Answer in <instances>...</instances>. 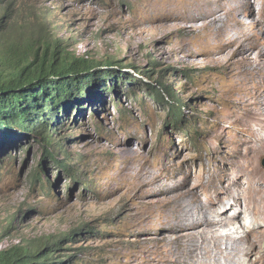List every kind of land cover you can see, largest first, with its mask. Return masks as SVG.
Segmentation results:
<instances>
[{
    "label": "rangeland",
    "instance_id": "obj_1",
    "mask_svg": "<svg viewBox=\"0 0 264 264\" xmlns=\"http://www.w3.org/2000/svg\"><path fill=\"white\" fill-rule=\"evenodd\" d=\"M218 7L220 34L206 18ZM263 25L264 0H3L0 70L53 37L70 56L116 61L122 77L63 115L52 159L21 133L0 146V252L63 240L57 256L68 264H168L170 242L188 233L171 230L173 204L221 208L232 221L222 234L246 238L259 207L249 198L264 199L263 178L247 177L264 176V155L248 166L256 80L240 58L264 41ZM158 81L186 105L180 125L147 90ZM69 157L74 178L55 163Z\"/></svg>",
    "mask_w": 264,
    "mask_h": 264
},
{
    "label": "trees",
    "instance_id": "obj_2",
    "mask_svg": "<svg viewBox=\"0 0 264 264\" xmlns=\"http://www.w3.org/2000/svg\"><path fill=\"white\" fill-rule=\"evenodd\" d=\"M63 43L60 39L48 38L15 58L9 67L0 70V146L13 138L17 140L21 133L39 142L44 148L45 159H52L53 155L48 150L50 147H60L63 152L60 146L64 140L60 135L63 115L67 116L72 106L93 91L101 92L108 87L107 82L113 85L122 77L113 70L116 61L102 65L91 62L88 56H70ZM98 65L105 70L100 72ZM146 73L149 77L152 71ZM157 84L158 88L145 85L148 91L153 92L154 101L168 105V117L172 124L180 125L186 105H181L171 86L159 81ZM118 110L120 114L125 113L120 106ZM54 136H58L57 140ZM70 160L69 157L65 162L55 163L74 178L75 167L69 163ZM43 177L41 165L36 179L42 181ZM62 243L63 240H59L35 249L2 251L0 264H68L57 256Z\"/></svg>",
    "mask_w": 264,
    "mask_h": 264
},
{
    "label": "bare ground",
    "instance_id": "obj_3",
    "mask_svg": "<svg viewBox=\"0 0 264 264\" xmlns=\"http://www.w3.org/2000/svg\"><path fill=\"white\" fill-rule=\"evenodd\" d=\"M223 10L220 7L206 14L207 20L209 19L207 26L215 27L218 34L222 32L224 21H226H223L219 16V12ZM228 11L231 12L230 9H226L225 12L228 13ZM234 11L238 10L234 9ZM234 20L238 24L237 18ZM217 22L223 24L219 25ZM252 52L255 54L254 58L251 57ZM240 61L247 64L248 77L256 80V86L250 94L251 100L245 109L247 126L252 127L253 120H255L256 128L255 143L249 147L248 166H251L256 158L264 155V41L261 42L257 39L244 47L241 50ZM249 175L250 177L247 178L253 185H257L260 178H263L264 181V176L258 169ZM255 197V195L248 197L250 200L247 208L250 204L259 206L255 209L257 213H253L254 216H252V220L257 226L252 223L246 238L241 239L235 238L229 233L222 234L223 230L231 227L232 221L220 218L219 215L223 212L221 208L211 209L206 206L198 208L199 210L196 211L193 209L190 211L182 204H173L168 211L174 220L171 230H187L188 233L184 237L179 236L172 239L169 248L170 254L166 257V262L168 264H264V203H261L264 202V199L258 200ZM242 213L245 211L241 210L237 215L234 212L236 219L241 217ZM216 215H218V219L215 217ZM260 226L263 228L260 229ZM192 238L195 239L193 243L190 242ZM180 239H184L185 243L176 244V241ZM187 243L189 245H186Z\"/></svg>",
    "mask_w": 264,
    "mask_h": 264
},
{
    "label": "water",
    "instance_id": "obj_4",
    "mask_svg": "<svg viewBox=\"0 0 264 264\" xmlns=\"http://www.w3.org/2000/svg\"><path fill=\"white\" fill-rule=\"evenodd\" d=\"M263 164H264V162H263Z\"/></svg>",
    "mask_w": 264,
    "mask_h": 264
}]
</instances>
